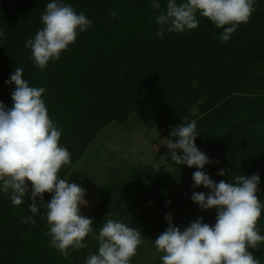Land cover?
<instances>
[{
	"label": "trees",
	"instance_id": "16d2710c",
	"mask_svg": "<svg viewBox=\"0 0 264 264\" xmlns=\"http://www.w3.org/2000/svg\"><path fill=\"white\" fill-rule=\"evenodd\" d=\"M50 2L0 0V32L6 37L0 46V102L13 107L11 93L16 86L5 81L16 67L23 69L30 87L46 89L42 99L48 115L62 130L60 145L71 153V164L60 169V178L104 127L124 123L136 111L148 129L158 128L174 142L177 138L170 137L171 130L195 120V144L212 161L202 171L216 183H235L237 175L258 174L261 200L264 81L258 84L252 74L264 61V0H255L249 22L241 23L226 43L219 40L223 29L199 13L196 29L175 33L166 28L162 37L157 36L155 17L166 12L167 0H62L92 24L59 60H50L41 71L25 45L43 27L40 17ZM154 2L161 7L152 8ZM245 155L249 159L243 163L240 157ZM176 166L168 177L145 168L138 176L103 186L98 189L101 201L96 209L116 199L119 209L136 214L154 235L167 229L168 214L181 231L199 218L214 225L217 209L202 210L191 198L194 192L211 191L194 186L193 173L200 169ZM221 169L223 176L218 175ZM26 183L29 190L19 206L12 204L10 193L0 190V264H78L71 248L65 257L50 245L46 209L35 215L30 212L32 185ZM52 195L44 193L43 203ZM29 216L35 224L23 222ZM257 227L264 235V210ZM248 251L264 264V242Z\"/></svg>",
	"mask_w": 264,
	"mask_h": 264
},
{
	"label": "clouds",
	"instance_id": "9594fccd",
	"mask_svg": "<svg viewBox=\"0 0 264 264\" xmlns=\"http://www.w3.org/2000/svg\"><path fill=\"white\" fill-rule=\"evenodd\" d=\"M254 5L255 0H186L180 4L167 0L166 12L155 17L159 25L157 36L162 37L166 28L175 33L196 29L199 13L223 29L219 40L226 43L241 23L249 22ZM160 7L158 2L152 4L154 9ZM111 16H115L114 11ZM40 19L43 27L25 46L41 71L50 60H59L78 34L92 24L83 12L77 13L62 0L48 3ZM5 38L0 32V46ZM5 83H14L16 87L11 93L12 108L0 102V190L10 193L12 204L19 206L25 203L29 190L26 181H30L32 202L28 209L34 215L42 207L46 209L50 245L67 257L70 248L88 247L85 237L97 231L91 218L80 215V205L87 203L85 189L58 175L63 166L71 164V153L60 145L62 130L48 115L42 99L46 89L30 87L20 67L15 68ZM196 127L195 120L177 125L170 132V137L177 139L174 142L169 138L167 147L175 164L200 169L193 173L194 186L203 185L211 191L194 192L191 198L202 210L216 208V223L209 225L199 218L181 231L172 224L171 215H166L168 227L154 240L157 251L163 253L162 264H260L248 251L264 242V235L257 227L264 210V202L257 195L260 177L237 175L235 183L213 181L202 171L212 161L195 144ZM218 175H225V170L221 169ZM46 192L53 195L49 202L43 203ZM37 197L41 204H37ZM23 222L35 224L31 216L24 217ZM96 239L98 251L88 256L86 264H130L143 244L140 230L114 219L102 224Z\"/></svg>",
	"mask_w": 264,
	"mask_h": 264
},
{
	"label": "rangeland",
	"instance_id": "374dc122",
	"mask_svg": "<svg viewBox=\"0 0 264 264\" xmlns=\"http://www.w3.org/2000/svg\"><path fill=\"white\" fill-rule=\"evenodd\" d=\"M252 77L258 84L264 81V61L258 62ZM240 94L243 95L242 92ZM193 113L197 114L198 109L195 108ZM168 140L158 128L148 129L137 112L133 111L126 122H112L104 127L67 172L64 179L85 189L87 203L80 205V215L91 218L93 228L97 229L85 237L84 243L88 247L80 250L72 249L78 264H86L88 256L97 253L98 229L107 219L123 222L141 231L143 244L137 248L130 264H158L161 260L163 253L157 251L154 243L158 235L149 233L136 214L119 209L116 199L102 210H97L96 207L101 201L98 189L111 182L138 176L145 168L152 169L161 176L172 175L177 166L171 160L170 150L167 147ZM177 151L182 152L179 149ZM248 157L242 156L240 160L244 163L249 159ZM260 196L261 201L264 202V188Z\"/></svg>",
	"mask_w": 264,
	"mask_h": 264
}]
</instances>
